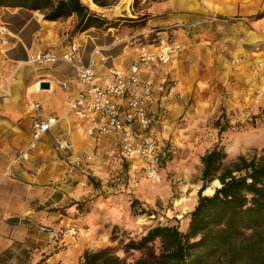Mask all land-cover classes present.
I'll list each match as a JSON object with an SVG mask.
<instances>
[{
	"label": "rangeland",
	"instance_id": "1",
	"mask_svg": "<svg viewBox=\"0 0 264 264\" xmlns=\"http://www.w3.org/2000/svg\"><path fill=\"white\" fill-rule=\"evenodd\" d=\"M120 3L123 4L124 0H118L104 11L112 17L109 26H117L123 20L118 14L113 15L117 13ZM131 4L132 0L127 9L128 14L125 10L121 11L129 17L132 13ZM133 8L136 9L135 4ZM11 9L1 11L0 8V20L12 22L14 11ZM32 13L42 15L40 12ZM75 20L73 16V25ZM260 20H264V10L247 19L228 22L212 19V24H200V28L181 23L173 27V35L167 33L162 37L157 35L156 29L142 33L143 24L140 22L124 24L129 30L123 37L121 32H115L112 38L105 35L109 26L90 31L89 35L97 39L98 45L117 42V48L123 47L118 57L111 52L113 58L115 56L117 59L125 53L128 65L136 60L137 49L144 43L166 40L178 44L180 50L168 64L145 66L142 70L152 78L154 104L148 110L151 127L147 135H151L156 144L160 182L154 183L146 177L143 170L145 163L141 159L124 154L117 136V139L107 137V134L96 136L100 139H90L92 145L88 138L82 137V146L69 142V151L59 150L56 144L55 149L52 145L53 155L65 159L66 166L71 161L78 162L72 174L67 175L80 174L87 177L81 197L69 199L63 209H59L61 212L64 210L62 213H65L68 221L51 226L64 229L76 227L78 230L76 236L67 235L62 246L67 241V250L70 251L81 239L95 242L93 244L97 248L86 251L110 249L125 264H133L145 257L147 251L125 252L124 246L130 240L137 241L157 225L176 226L185 231L187 217L197 203L203 184L200 180L201 158L207 151L216 144L222 146L227 154V163L238 156L251 158L262 153L264 25L254 28V23ZM238 23L241 25L238 26ZM245 27L260 36L248 43L244 36ZM132 36L136 38L130 39ZM114 46L112 48H116ZM90 50L89 45L85 47V56ZM113 58L107 60L113 63ZM53 65L56 68L65 63L52 64V68ZM40 66V73L54 74L57 69H50V65ZM116 68L121 70L117 63ZM36 98L41 103L45 102L42 96ZM61 99L62 96L59 97ZM217 120L221 125L225 121L229 124L221 134L215 126ZM64 121L67 123V118ZM135 134H139L138 129L133 130L132 135ZM217 187H220L219 181L213 180L201 194L210 196ZM91 223L96 226L95 233H90ZM251 234L246 231L245 236L236 241L238 247L234 252L248 249L250 244L264 248V229L259 240L250 239ZM153 246L154 252L158 253L159 242L155 241ZM255 254L247 250L244 258L236 260L226 251L225 256L212 257L207 264H261ZM82 263L83 260L76 264Z\"/></svg>",
	"mask_w": 264,
	"mask_h": 264
},
{
	"label": "crops",
	"instance_id": "2",
	"mask_svg": "<svg viewBox=\"0 0 264 264\" xmlns=\"http://www.w3.org/2000/svg\"><path fill=\"white\" fill-rule=\"evenodd\" d=\"M80 1L92 13L108 21L112 17L107 16L104 11L118 2L107 0L109 5L100 7L94 5L92 0ZM134 4L136 9L133 8ZM131 9V17L123 13L120 24L108 27L105 35L112 38L115 32H121L123 37L129 30L124 24L137 22L143 24L142 33L156 29L157 35L162 37L167 33L173 35L176 28L174 26L181 23L200 28V24H212V19L228 22L252 18L260 10H264V0H137L136 3L132 0ZM9 10L10 8H1V11ZM11 10L14 11L12 22L0 20L8 29L6 53L0 60V264H76L83 260L86 250L97 248L93 244L95 242L89 243L81 239L68 251L67 241L63 246L54 244L46 233L39 230L40 225L58 226L59 223L68 221L65 213H62L64 210L61 212L59 209H63L69 199L80 198L87 184L85 176L66 174L65 159L53 155L52 145L56 149L54 140L61 132H65L63 137L77 146H82V137L88 138L91 145L90 139L95 141L100 138L89 137L86 134V123L75 120L69 113V101L80 89L76 69L57 61L54 64L61 62L65 65L56 69L51 64L50 69H56L54 74L40 73L41 66L27 64V58L30 54L45 51L61 54L69 43L75 42L79 46L78 61L83 65L88 64L94 48H101V55L95 65L100 75L116 68V63L121 70L128 69L131 64L126 62L125 53L117 59L118 52L123 48H117V42L98 45L97 39L89 35L94 28L85 33H75L73 16L67 20L45 21L42 15H33L32 11L26 9ZM237 25L240 26L241 23ZM263 25L264 20H260L254 23V28ZM244 36L248 43H252L260 35L245 27ZM133 38L136 37L132 36L130 39ZM120 40L124 41V38ZM116 41L119 40L116 38ZM88 45L91 50L85 56V47ZM113 45L116 48H112ZM111 51L117 57L113 58ZM112 58L113 63L107 60ZM141 76L152 81L145 71L141 72ZM37 81H48L49 89H44L39 94L32 93L31 85ZM63 83H66V87H62ZM38 96H42L45 102L41 103L36 98ZM60 96L63 99L59 100ZM31 102L41 104L42 114L65 117L67 123L60 122L47 133L31 152L29 160H17L16 153L31 138V113L28 110ZM107 135L117 139L114 133ZM94 149L95 146L93 151ZM69 178L70 182L65 184ZM95 227L90 224V233H95Z\"/></svg>",
	"mask_w": 264,
	"mask_h": 264
},
{
	"label": "trees",
	"instance_id": "3",
	"mask_svg": "<svg viewBox=\"0 0 264 264\" xmlns=\"http://www.w3.org/2000/svg\"><path fill=\"white\" fill-rule=\"evenodd\" d=\"M91 1V0H90ZM94 5L106 7L107 0H92ZM0 8H21L40 12L45 21H58L75 17L74 32L83 33L91 28L111 25L107 19L92 13L80 0H0ZM110 27V26H109ZM218 133L229 124L217 120ZM227 154L218 144L201 158L202 187L194 209L187 217L185 231L176 226L151 227L137 241L130 240L124 251H147L146 256L133 264H207L209 259L230 252L233 259H242L247 250L264 264V248L253 244L234 252L236 241L252 234L250 239H260L264 229V150L258 156H238L226 162ZM218 180L220 187L210 196L202 195L207 184ZM159 242L158 253L153 243ZM245 251V252H244ZM244 252V253H243ZM48 264V263H38ZM61 264V263H55ZM82 264H125L110 249L85 251Z\"/></svg>",
	"mask_w": 264,
	"mask_h": 264
},
{
	"label": "built area",
	"instance_id": "4",
	"mask_svg": "<svg viewBox=\"0 0 264 264\" xmlns=\"http://www.w3.org/2000/svg\"><path fill=\"white\" fill-rule=\"evenodd\" d=\"M7 33V26L0 22V60L6 53ZM179 50L178 44L166 40L144 43L138 47L137 58L128 69L111 68L102 75L95 69L101 48H94L88 64L83 65L78 61L79 46L75 42L69 43L68 48L61 54L50 51L30 54L26 63L40 66L62 61L73 66L80 89L69 101V113L75 120L86 123V133L90 137L114 133L124 154L130 158L141 159L145 163L143 170L146 177L157 183L161 179L158 171L159 158L152 136L147 135L151 127L148 110L154 104L153 85L151 80L141 76V72L145 66L168 64ZM62 87H66V83H63ZM31 88L34 94L44 90L41 81L35 82ZM28 110L31 113V138L17 152V160H29L31 152L36 149L42 138L66 119L55 114H42L39 102H31ZM135 129H138L139 134L133 136ZM55 144L61 151L71 150V144L63 135L55 137ZM77 165L78 162L71 161L66 173L72 174ZM39 230L46 233L54 244H62L67 235L73 237L78 234L76 227L64 229L40 225Z\"/></svg>",
	"mask_w": 264,
	"mask_h": 264
},
{
	"label": "water",
	"instance_id": "5",
	"mask_svg": "<svg viewBox=\"0 0 264 264\" xmlns=\"http://www.w3.org/2000/svg\"><path fill=\"white\" fill-rule=\"evenodd\" d=\"M127 9L128 8H126L125 4L123 3V4L120 5L119 9L117 10V13H113V15L117 16V14H118V16L121 17L123 15V13L121 11H123V10H125L126 13L128 14V10ZM41 87L43 89H49L50 84H49L48 81H41Z\"/></svg>",
	"mask_w": 264,
	"mask_h": 264
},
{
	"label": "bare ground",
	"instance_id": "6",
	"mask_svg": "<svg viewBox=\"0 0 264 264\" xmlns=\"http://www.w3.org/2000/svg\"><path fill=\"white\" fill-rule=\"evenodd\" d=\"M130 2H131V0H124V4H125V6H126V8H128V6L130 5ZM52 85V84H51ZM52 89V88H51ZM50 89V90H51ZM215 182H217V181H215Z\"/></svg>",
	"mask_w": 264,
	"mask_h": 264
}]
</instances>
